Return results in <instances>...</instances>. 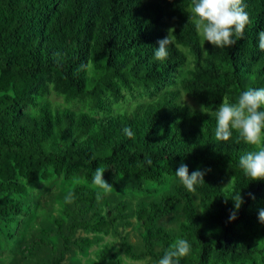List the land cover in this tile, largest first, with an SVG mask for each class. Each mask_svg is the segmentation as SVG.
I'll return each instance as SVG.
<instances>
[{
  "label": "trees",
  "instance_id": "obj_1",
  "mask_svg": "<svg viewBox=\"0 0 264 264\" xmlns=\"http://www.w3.org/2000/svg\"><path fill=\"white\" fill-rule=\"evenodd\" d=\"M243 3L251 20L244 38L217 49L197 29L191 0H0V230L17 228L31 210L19 180L56 175L92 185L103 167L113 187L100 194L76 184L63 216L22 235L33 246L25 260L78 264L66 256L92 240L77 232L118 235V222L135 217L139 248L127 237L119 246L134 261L156 263L185 239L190 253L179 264H264V181L239 167L255 146L235 132L215 138L223 98L235 103L264 87V0ZM170 28L169 56L158 61L157 41ZM49 91L64 105L46 99ZM181 164L204 171L205 184L187 191L175 175ZM239 193L244 202L230 221ZM95 264L121 259L105 248Z\"/></svg>",
  "mask_w": 264,
  "mask_h": 264
},
{
  "label": "clouds",
  "instance_id": "obj_2",
  "mask_svg": "<svg viewBox=\"0 0 264 264\" xmlns=\"http://www.w3.org/2000/svg\"><path fill=\"white\" fill-rule=\"evenodd\" d=\"M191 13L197 29L202 33L204 41L214 48L227 49L236 45L244 38L246 26L251 23L245 11L243 0H191ZM174 29L168 30V35L157 41L154 57L158 61H166L169 56V46L173 40ZM258 46L264 51V30L258 34ZM264 87L248 89L238 95L235 103L226 95L215 112V138L227 142L235 132L237 138L245 144L255 146L254 151H248L239 158V167L253 181H264ZM126 136L132 137L130 128H124ZM150 163V161H149ZM105 168H97L93 183L100 189L110 192L112 185L103 179ZM182 185L189 192H194L197 185H203L205 172L192 171L189 174L187 165L181 164L175 173ZM241 193L233 202L234 208L229 220L236 218V212L243 203ZM260 223H264V209L258 213ZM191 245L185 239H177L165 252L158 264H179V258L190 253Z\"/></svg>",
  "mask_w": 264,
  "mask_h": 264
},
{
  "label": "rangeland",
  "instance_id": "obj_3",
  "mask_svg": "<svg viewBox=\"0 0 264 264\" xmlns=\"http://www.w3.org/2000/svg\"><path fill=\"white\" fill-rule=\"evenodd\" d=\"M183 101L193 104V100L186 95H182ZM53 104L63 106L62 98L49 91L45 95ZM75 110L79 109V105L75 106ZM26 111L32 112L30 107L26 108ZM27 188V194L25 195L31 204V210L27 211V215L21 218V224L17 228L9 227L7 229L0 230V262L2 264H33L25 260L24 256L28 255L27 249L33 250V246L30 241H26L22 238V235L30 237L32 235H38L40 230L44 227L46 222H52L57 216L62 215V208L64 201L67 200L68 191L72 190L76 184H83L98 191L100 194L106 193V191L100 189L95 184L89 185L85 181L79 178H71L65 180L63 176H52L47 180H40L32 185L27 184L24 180H19ZM158 190H162L164 186L150 185ZM142 196L139 194L137 197ZM18 197V196H14ZM136 199H133V202ZM63 216V215H62ZM163 223L168 224V218L163 220ZM117 232L118 235H114L112 229L108 233L99 231H79L76 234L77 238H89L92 240V244L89 247L84 248L83 251L75 249L73 255L66 257L71 258L78 264H95L98 262L100 253L106 248V251L110 254H116L121 259V264H158V262L147 263V259L134 261L126 257V255L119 250L121 243L120 237H127V239L136 247L139 248L140 238L138 234L139 223L136 218H131L127 223L118 222ZM37 237V236H36ZM31 246H30V245ZM15 257L17 258L15 260ZM67 261L65 260L64 263Z\"/></svg>",
  "mask_w": 264,
  "mask_h": 264
}]
</instances>
